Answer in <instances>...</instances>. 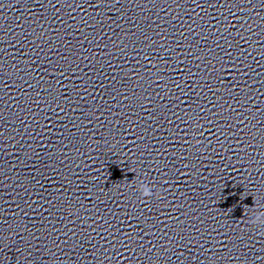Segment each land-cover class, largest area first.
<instances>
[{
  "label": "clouds",
  "instance_id": "1",
  "mask_svg": "<svg viewBox=\"0 0 264 264\" xmlns=\"http://www.w3.org/2000/svg\"><path fill=\"white\" fill-rule=\"evenodd\" d=\"M137 190L140 193L141 198H151L154 193L152 191V187H150L146 183H139L137 185ZM251 212V219L249 220V224L253 227H261L264 226V209L257 208L254 206Z\"/></svg>",
  "mask_w": 264,
  "mask_h": 264
}]
</instances>
